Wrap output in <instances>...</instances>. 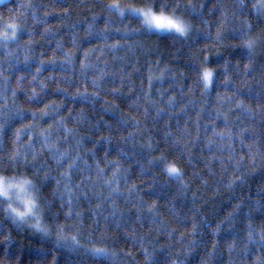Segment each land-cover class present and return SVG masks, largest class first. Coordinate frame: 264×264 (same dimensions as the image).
<instances>
[{"label":"trees","instance_id":"obj_1","mask_svg":"<svg viewBox=\"0 0 264 264\" xmlns=\"http://www.w3.org/2000/svg\"><path fill=\"white\" fill-rule=\"evenodd\" d=\"M146 2L0 4V123L6 122L0 132V175L38 185L48 171L50 178L41 191L51 201L42 215L48 236L29 224H13L11 214L4 211L6 203H0V264H144L141 242L157 264H254L264 254L258 242L264 225V160L258 156L253 167L248 147L264 152V46L257 50L252 74L244 69L246 50L237 46L244 22L256 35L264 30V19L252 8L255 0H245L243 14L235 16L236 0H154L167 3V13L180 4L176 16L192 26L187 36H180L149 31L139 17L129 16V6L142 7ZM113 3L125 10L124 17L108 8ZM189 3L197 5L196 11L185 7ZM22 4L33 7L21 8ZM222 7L228 11L226 20ZM10 22L20 25L16 40L2 38ZM221 24L222 39L217 40ZM204 69L213 72L207 87L201 79ZM93 81L99 86L94 87ZM33 90L35 98L30 100ZM46 105L59 109L40 119ZM20 108L26 111L15 116ZM244 108L253 111L249 114ZM32 112L37 113L35 120ZM81 112L85 119L77 122ZM61 121L73 129V136H65L57 123ZM49 125L51 141L80 157L71 171V187L79 197L73 208L82 213L80 218H66L67 207L62 210L60 200L51 195L55 180H64L61 172L67 163L58 167L40 144L38 132ZM17 129H25L19 140ZM101 137H109L111 143ZM76 140H82L79 146ZM17 150L19 162L9 161ZM33 152L38 156L35 161ZM161 157L181 169L182 181L168 176ZM41 165L43 170L34 175ZM154 202L158 223L148 211ZM193 217L198 225L195 233ZM249 223L257 242L241 251ZM57 224L65 226L68 237L77 236L78 249L56 247ZM233 241L236 247L230 253ZM94 249H107L108 255Z\"/></svg>","mask_w":264,"mask_h":264},{"label":"snow or ice","instance_id":"obj_2","mask_svg":"<svg viewBox=\"0 0 264 264\" xmlns=\"http://www.w3.org/2000/svg\"><path fill=\"white\" fill-rule=\"evenodd\" d=\"M31 8L33 5L31 4H22L21 8ZM180 7V4H176L175 7L172 8V11L170 13L166 12V9L169 8V5L167 3H155L154 0H149V2H146L142 7H134L129 6L127 8V12L129 16H136L139 17L142 25L146 27L149 31L155 29L158 31H168V32H175L179 34L180 36H187L188 33L191 31V25L187 22H185L180 17L176 16L175 9ZM187 8H191L192 11H196L197 5L193 3H189L188 5H185ZM199 7H203V5H199ZM247 7L245 4V0H236L235 3V9L232 12V15H236L237 12H239L241 15L243 14V10ZM109 9H112L115 11V13L119 17L125 16V10L121 8V5L119 3H113L108 5ZM252 8L255 10L257 16L261 19H264V0H255V2L252 4ZM222 16L226 20L228 16V11L221 8ZM33 15H35L33 13ZM245 30L241 32L239 39L241 40V43L237 45L238 47H241L246 50V59L247 64H245L244 69L246 74H252L256 69L254 65L256 64V56H257V50L261 49L262 46H264V30H261L256 35H252V25L249 24L247 21L244 22ZM221 28H223V24H221L217 28L216 37L217 40L222 39V33ZM20 29V25L16 22H10L7 23L3 33L2 38L4 40L18 39V31ZM107 30V29H105ZM9 31L11 32V36H9ZM47 31V29H46ZM75 43V41L73 42ZM85 56H87V53H85ZM69 61L66 60L65 63H68ZM43 63V62H42ZM82 68L87 67V65H81ZM40 69L37 68V72H39ZM227 71V69H226ZM7 79V78H5ZM23 80V77L20 78ZM202 81L204 82L205 87L210 85L213 81V72L208 69L203 70V75L201 77ZM19 83V81H18ZM229 80H225V84H228ZM93 86L98 87V82L93 81ZM151 86V84H150ZM59 91H63V89H58ZM33 96L28 97V99L32 100L35 98V91L33 90ZM15 91L13 92V96H15ZM77 95H85V93H79L77 92ZM93 95H98V93H93ZM59 106L52 107L51 105H46L44 109L41 110L40 113V119H43L45 116H48L50 112H56L58 111ZM26 111L23 108H20L16 113H14L15 116H21V114ZM243 111L248 112L249 114L252 113L251 108H244ZM32 117L35 120L37 118V113L32 112ZM62 117V121H63ZM77 122H82L85 117L83 115V112H81V115L79 117H76ZM224 119L227 121V117H224ZM254 119V117H253ZM261 119L264 120V114H261ZM57 122L60 127L63 128L65 136H73L74 132L73 129L68 128L64 123ZM124 123H127V121H124ZM6 127L5 123H0V132L3 131V129ZM111 127V126H109ZM26 129L31 130L33 128V125H26ZM51 129L52 125H49L47 129H41L38 132V135L41 137L40 144L43 148H47V150L51 153V159L55 161V164L58 167H63L65 163H67V169L65 172H61V176L64 177V180L56 179V187L52 189L51 195L53 198H58L60 200V208L63 210L65 207H67V211L64 212V215L66 218H71L73 215L76 218L82 217V213L79 211L74 212L73 208V202L74 200H78L79 197L74 194L73 189L71 187V171L75 167L76 160L80 159L79 155L77 154L75 157H73L72 152L69 149H65L61 151L59 147H57V142L51 141ZM25 129H17L15 135L16 138L19 140L21 137V133L24 132ZM78 131V130H77ZM249 129H244L243 132H249ZM254 132V129L251 130ZM243 132L241 133V137H243ZM216 135L220 136L221 138L224 137L225 133H216ZM229 137L232 136V133L229 131L227 133ZM102 139H107L109 143H111V140L109 137H101ZM123 138V137H122ZM29 139V147H31L32 143V135L31 132L28 136ZM82 140H76L77 146L80 145ZM241 144L244 143L243 138L240 140ZM171 143L178 144L179 141H171ZM148 147H151L149 144ZM209 147H211V143L209 144ZM228 147H231L229 144ZM249 158L251 160V165L254 167L257 157L259 156L261 160H264V152H253L252 146L249 145ZM21 156V153L19 150H17L14 154L10 155L8 157L9 161L11 162H19V158ZM38 159V156L35 152L32 154V160L35 161ZM243 159V157L241 158ZM162 163L165 165L164 171L167 172L168 176L176 181H182L183 180V174L181 172V169L178 168L175 164H168L167 159L165 157H161ZM24 162L25 164L28 163L27 160V153L24 154ZM191 161L189 160L188 163ZM86 163V162H85ZM113 163L118 164V161H114ZM149 165L153 163V161L148 162ZM241 161H237V167H239ZM45 164H47V161H45ZM44 165H41L40 168L34 172V175H39V172L43 170ZM103 169H99V172H103ZM99 174V173H98ZM118 173L116 171L113 172V178ZM195 175H198L196 173ZM235 175V173H234ZM50 178V173L48 171H44L43 178L39 182V184H34L33 181L28 179H22L20 181H16L15 177L9 179L6 176L0 175V203L7 202V207L4 209L6 214H11V219L13 224H17L18 226L20 224H29V227L35 229L37 232L43 233L45 236L49 235V230L46 226H42L41 219L43 213L47 210L48 205L51 203V201H48L46 197H44L43 192L41 189L43 188L44 182H46ZM52 179H55L54 177ZM238 179L243 180V176L238 177ZM83 183V181H81ZM109 185L113 183L112 180L106 181ZM207 183V181H205ZM235 183V180L230 181L228 184L229 188H232L233 184ZM61 185H63V191H61ZM79 188V185L76 186ZM30 189H34L33 191H30ZM15 192L18 199L22 200L24 211L18 210L16 207H13L11 203V194ZM21 194H23V197H21ZM80 195H83L84 197H87V192H81ZM114 203V201H113ZM99 207V205H97ZM240 205H236V208H239ZM264 208V205L261 206ZM156 209L157 205L154 202L151 207L148 208V211L150 213H153V216L151 217L153 223H158L156 220ZM115 215V213H113ZM231 215V214H230ZM6 218H8L6 216ZM33 218L34 223H29V219ZM192 232L195 233L196 229L198 228L197 223L195 222V217L192 218ZM178 226H182L184 221L182 218H177ZM80 225H74V227H79ZM64 227L59 224H57V234H56V247H68L72 250H76L80 247V242L77 239L76 235H73L71 237H68L65 235ZM248 234H247V243L244 245V248L241 249V251H244L248 249L249 245L253 244L256 241L257 233L252 227V224L249 223L248 226ZM217 230H219V225L217 226ZM151 231V229H150ZM173 231H176V229H173ZM134 247L135 243L137 241V237L135 235L132 236ZM69 240L71 241L69 243ZM262 246H264V225L261 226V231L259 233V241ZM194 244L195 241H192ZM236 247V242L233 241L229 245V252L231 253L232 250ZM141 251L144 253V264H157L156 261H154L151 254L148 253L147 249L143 246V243H140ZM213 249H215V245H213ZM94 252L96 253H103L105 255H108L107 249H94ZM111 255H115V253H112ZM164 264H167L165 261ZM172 264H176L175 261L172 262ZM254 264H264V254L258 256L254 262Z\"/></svg>","mask_w":264,"mask_h":264},{"label":"rangeland","instance_id":"obj_3","mask_svg":"<svg viewBox=\"0 0 264 264\" xmlns=\"http://www.w3.org/2000/svg\"><path fill=\"white\" fill-rule=\"evenodd\" d=\"M6 1H8V0H0V4H1V3H4V2H6ZM153 30H155V29H153ZM155 31H158V30H155ZM158 32L177 34V33H175V32H168V31H158ZM208 86H209V85H208ZM9 179H10V178H9ZM20 180H22V179H16V181H20ZM30 191H33V192H34V189H30ZM22 197H23V195H22ZM5 203H6V205H7V202H5ZM18 204H19V201H17V203L13 204V207H16L18 210H20L19 207H17ZM23 207H24V206H23ZM34 222H35V221H34L33 218H30V219H29V223H34ZM41 224H42V219H41Z\"/></svg>","mask_w":264,"mask_h":264},{"label":"clouds","instance_id":"obj_4","mask_svg":"<svg viewBox=\"0 0 264 264\" xmlns=\"http://www.w3.org/2000/svg\"><path fill=\"white\" fill-rule=\"evenodd\" d=\"M23 194H21L22 197ZM17 201H19V204L17 205V207H19L20 211H24V207H23V203L21 199H18L15 192L13 191V193L11 194V203L12 205L17 203Z\"/></svg>","mask_w":264,"mask_h":264}]
</instances>
